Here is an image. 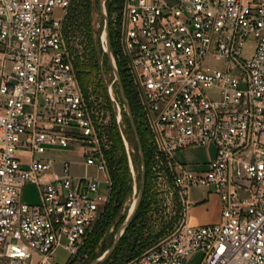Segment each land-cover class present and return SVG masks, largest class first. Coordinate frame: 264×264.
Instances as JSON below:
<instances>
[{
    "label": "built area",
    "instance_id": "obj_1",
    "mask_svg": "<svg viewBox=\"0 0 264 264\" xmlns=\"http://www.w3.org/2000/svg\"><path fill=\"white\" fill-rule=\"evenodd\" d=\"M75 1L0 0V264H56L59 247L73 259L115 201L110 142L65 31ZM108 20L128 102L179 214L124 264H183L198 251L199 264H264V0H119ZM208 145L203 172L175 159ZM60 149L102 177L72 175L67 158L53 173ZM30 184L36 203L22 200ZM193 187L218 195V223L188 224Z\"/></svg>",
    "mask_w": 264,
    "mask_h": 264
},
{
    "label": "rangeland",
    "instance_id": "obj_2",
    "mask_svg": "<svg viewBox=\"0 0 264 264\" xmlns=\"http://www.w3.org/2000/svg\"><path fill=\"white\" fill-rule=\"evenodd\" d=\"M108 17L112 13L109 0L106 2ZM61 10L56 9L54 17H59ZM102 28V17L98 9V0H76L69 11L65 31L69 40L71 51L75 58V67L78 72L81 87L90 100L93 110L98 112L99 121L105 125L108 142H110L109 156L112 159L113 182L117 188L115 201L117 210L108 221L101 226V235L95 241L86 243L73 259H68V254L62 247H59L54 254L56 264H87L93 257L99 255L112 241L114 232L122 221L126 208L134 196L139 180V159L136 152V144L133 134L127 124L124 104L112 102L109 98L111 85V72L105 55L100 46V32ZM92 45L98 49L94 57L87 56L88 48ZM251 46V45H250ZM100 50V51H99ZM206 65L223 69L220 61L208 59ZM116 84V83H115ZM111 85L114 98L121 101L118 95L117 85ZM211 97L218 98L219 91L208 89L206 91ZM119 103V102H118ZM136 123L139 128V135L144 143L147 164V181L145 193L138 208L137 215L132 224L124 234L120 245L113 255L102 264H124L128 260L138 256L147 247L162 237L169 229L161 227L171 215L177 219L179 214H161L157 208V200L171 197V188L163 175L157 172L151 163V147L144 129ZM190 150L181 149L176 153L178 161L187 163ZM75 154L69 149H60L51 157L58 161L61 158H68L78 164H72L70 172L75 175H82L85 172L97 175L91 168H84L79 164V158L71 156ZM53 171L60 173V167L55 163ZM101 186L100 191L103 192ZM173 195V194H172ZM22 200L25 203H34L37 200L35 185L30 184L23 188ZM159 204V202H158ZM202 252L190 254L183 264H199Z\"/></svg>",
    "mask_w": 264,
    "mask_h": 264
},
{
    "label": "crops",
    "instance_id": "obj_3",
    "mask_svg": "<svg viewBox=\"0 0 264 264\" xmlns=\"http://www.w3.org/2000/svg\"><path fill=\"white\" fill-rule=\"evenodd\" d=\"M167 4H174L177 0H162ZM184 150H190L188 153L189 161L187 163L178 161L184 165H186L189 169L196 172H203L207 169L208 162L214 158L215 156V147L213 145H208L205 147H188ZM179 151V150H178ZM79 158V157H77ZM68 159V158H67ZM79 164H82L81 158H79ZM72 164H78L75 161L71 160ZM59 162L55 161L54 165ZM52 172L55 173L52 169ZM57 174V173H56ZM72 174V173H71ZM74 176H79L72 174ZM83 175V174H82ZM36 188V186H35ZM37 200L34 202H38V191L36 188ZM189 201L191 206L188 210L187 222L193 226L207 225V224H215L220 221L221 218V202L217 194L201 187H193L189 193ZM159 202V204H158ZM163 203V205H161ZM141 204V203H140ZM161 205V206H159ZM140 206V205H139ZM157 210L161 211V214H177V204L173 197L163 198L162 200H157ZM138 211V210H137ZM170 220H167L161 227L167 228L170 223L174 221V217L169 216Z\"/></svg>",
    "mask_w": 264,
    "mask_h": 264
},
{
    "label": "water",
    "instance_id": "obj_4",
    "mask_svg": "<svg viewBox=\"0 0 264 264\" xmlns=\"http://www.w3.org/2000/svg\"><path fill=\"white\" fill-rule=\"evenodd\" d=\"M107 0H98V9L99 13L102 17V28L100 32V46L103 54L106 56L108 65L110 67V72L114 80L118 83L119 87V95L121 100L123 101L125 105V115L128 119L130 128L133 133L134 141L136 144V152L139 159V180L137 189L134 192V196L132 197L125 215L122 219V221L117 226L112 241L110 245L104 249L98 256H96L94 259L89 261L87 264H101L105 262L115 251L116 247L118 246L122 236L126 232L127 228L130 226L131 222L133 221L137 210L139 208V205L142 201L144 190H145V184H146V161L145 156L142 148V143L138 134V130L134 121V117L129 105V102L125 96L124 88L119 76V71L117 68V65L115 63L111 48H110V39H109V22H108V13H107V7H106Z\"/></svg>",
    "mask_w": 264,
    "mask_h": 264
},
{
    "label": "trees",
    "instance_id": "obj_5",
    "mask_svg": "<svg viewBox=\"0 0 264 264\" xmlns=\"http://www.w3.org/2000/svg\"><path fill=\"white\" fill-rule=\"evenodd\" d=\"M114 1H116V2H118L119 0H109V5L111 6V11L113 10V3H114ZM109 39H110V48H111V50L112 51H114V42H113V35H112V31H111V28L109 29ZM90 46H89V48H88V54H87V56H91V57H94L95 56V53H97L98 52V49L96 50V49H94V46L92 45V41H90ZM100 51V50H99ZM106 57V56H105ZM107 60V59H106ZM119 74H120V76H121V78H122V81H123V74H122V72L120 71V69H119ZM123 87H124V93H125V96H126V98H128V92H127V90H126V88H125V85H124V83H123ZM129 104H130V108H131V111H132V114H133V117H134V121H135V124H136V127H137V130H138V134L140 133L139 132V128H138V125H137V123H136V117H135V110H134V107H133V105L129 102ZM126 120H127V124H128V126H129V128H130V125H129V122H128V119H127V117H126ZM130 130H131V128H130ZM131 132H132V130H131ZM133 134V133H132ZM139 137H140V135H139ZM140 140H141V138H140ZM141 143H142V148H143V152H144V156H145V161H146V152H145V149H144V143H143V141L141 140ZM112 176H113V173H112ZM146 181H147V164H146ZM145 188H146V184H145ZM114 189H115V195H114V198L116 197V191H117V188H116V186L114 185ZM144 193H145V190H144ZM144 195V194H143ZM116 210H117V207H116V205H110V206H108V209H107V212H106V214H103L102 215V217H101V219H100V221H99V223H98V225L96 226V228H95V230H94V232H93V234L88 238V240L84 243V244H86V243H90V242H92V241H95L97 238H99V236L101 235V226L103 225V224H105L107 221H108V219H109V217L111 218V216H113L114 214H115V212H116ZM136 215H137V213H136ZM136 215H135V217H136ZM135 217H134V219H135ZM133 219V220H134ZM133 222V221H132ZM132 222H131V224H132ZM130 224V225H131ZM130 227V226H129ZM128 227V228H129ZM128 228H127V230H128ZM126 230V231H127ZM126 233V232H125ZM124 233V234H125ZM123 237H124V235L122 236V238H121V240L123 239ZM121 240H120V242H119V244H118V246L120 245V243H121ZM111 243V242H110ZM110 245V244H109ZM108 245V246H109ZM107 246V247H108ZM118 246L116 247V249L118 248ZM106 247V248H107ZM105 248V249H106ZM115 249V250H116ZM115 252V251H114ZM113 252V253H114ZM113 255V254H112ZM111 255V256H112ZM96 256H98V255H96ZM95 256V257H96ZM110 256V257H111ZM95 257H93L92 259H94ZM109 257V258H110ZM108 258V259H109ZM91 259V260H92ZM90 260V261H91ZM104 263V262H103ZM102 264V263H101Z\"/></svg>",
    "mask_w": 264,
    "mask_h": 264
},
{
    "label": "flooded vegetation",
    "instance_id": "obj_6",
    "mask_svg": "<svg viewBox=\"0 0 264 264\" xmlns=\"http://www.w3.org/2000/svg\"><path fill=\"white\" fill-rule=\"evenodd\" d=\"M108 13V12H107ZM108 19H109V17H108ZM108 22H109V20H108ZM109 29H110V22H109ZM119 71V70H118ZM119 76H120V74H119ZM120 79H121V82H122V85H123V81H122V78H121V76H120ZM115 85H117V90H118V95H119V87H118V83L115 81ZM124 88V87H123ZM119 97H120V95H119ZM128 100V99H127ZM122 101V100H121ZM123 102V101H122Z\"/></svg>",
    "mask_w": 264,
    "mask_h": 264
}]
</instances>
